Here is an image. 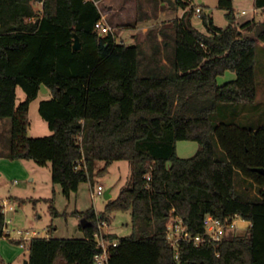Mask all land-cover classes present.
<instances>
[{"label":"trees","instance_id":"obj_1","mask_svg":"<svg viewBox=\"0 0 264 264\" xmlns=\"http://www.w3.org/2000/svg\"><path fill=\"white\" fill-rule=\"evenodd\" d=\"M101 1L0 0V120L12 121L10 157L50 163L53 182L67 198L89 181L97 161L105 162L101 173L115 161L132 165L129 188L101 214L90 209L81 215L89 223H81L83 239L34 237L28 264H95L99 223L128 211L135 232L120 239L109 234L118 243L109 264H264V176L254 170L264 168V127L228 120V109L257 98L264 21L239 24L233 1L220 0L229 25L217 27L202 8L203 32L193 24L191 0H135L136 23L157 19L162 4L184 13L149 29L144 39L118 42L95 30ZM255 4L264 8V0ZM76 35L80 50L73 48ZM228 72L235 79L220 85ZM42 85L51 98L41 102L40 114L52 134L31 138L30 106ZM18 88L26 93L19 105ZM185 140L201 145L192 158L177 154ZM244 181L257 186L258 195L251 197ZM173 210L193 236H208L209 215L222 221L239 216L250 227L221 242L183 241L177 259L167 238ZM5 223L0 211V242Z\"/></svg>","mask_w":264,"mask_h":264},{"label":"rangeland","instance_id":"obj_2","mask_svg":"<svg viewBox=\"0 0 264 264\" xmlns=\"http://www.w3.org/2000/svg\"><path fill=\"white\" fill-rule=\"evenodd\" d=\"M232 1L237 20L246 22L256 17L258 21H264L262 11L257 8L255 0ZM191 2L194 7L203 8L205 13L213 18L217 27L225 28L229 25L230 21L226 16L227 10L220 6V0H191ZM121 3L118 0H102L98 6L105 14L110 4L119 7ZM37 8H41V5H37ZM124 9L126 17L115 12L108 24L117 30L118 42L125 40L129 43L133 41L130 32L128 33L126 30L128 27L137 24L134 21L136 12L130 8ZM157 21L158 26L171 25L174 17L165 16ZM193 24L199 30L206 32L200 18L195 16ZM144 25L140 26V32H143L142 29L144 28L148 31L156 26L148 23ZM146 34L147 32L139 35L144 39ZM260 46L262 45L259 41L256 51L258 94L255 102L253 104H240L235 109H228L230 115L228 120L245 128L264 127V51ZM235 77L234 73L228 72L218 79V83L222 85L235 79ZM50 98L51 91L47 86L42 85L37 99L30 106L29 137L39 138L52 134L48 122L40 114L41 102ZM25 99L26 93L22 88H18L17 104H21ZM217 115L219 112L213 116ZM222 120L221 117L218 119V121ZM11 148L12 121L8 119L0 125V200L6 199L12 203L13 210L7 213V216L8 219L12 220L11 228L15 232L11 233L10 237H4L0 242V254L5 264H28V243L34 237L83 239L85 233L81 229V215L90 209L101 214L105 211L109 201L106 198L107 193L114 200L122 190L129 188L132 183V165L129 161H115L105 173H101L105 168V162L97 161L93 165L89 181L81 184L79 190L67 198L63 194L61 186L53 182L50 163L47 166H39L33 160L12 159L10 157ZM200 149L201 145L197 141L185 140L177 143V154L181 158H192ZM240 178L238 175L236 181L239 182ZM99 186L104 188L103 195L93 197V193L97 192ZM243 186L248 188L247 193L251 197L258 195L257 186L249 185L247 182ZM239 222L237 229L230 232L239 236L246 235L248 232L246 223ZM107 224L108 226L104 228L105 231L112 234L116 239L131 236L135 232L132 214L129 211L110 214ZM17 231H22L23 235H18ZM22 238L28 239L25 247L20 246V243L16 241Z\"/></svg>","mask_w":264,"mask_h":264},{"label":"built area","instance_id":"obj_3","mask_svg":"<svg viewBox=\"0 0 264 264\" xmlns=\"http://www.w3.org/2000/svg\"><path fill=\"white\" fill-rule=\"evenodd\" d=\"M262 16H264V8L261 9ZM203 10L201 7L196 8L195 16L198 18L202 17ZM104 17L102 20L98 21L95 24V30L101 37H107L108 35H116V29L111 25L104 21ZM147 179L150 180L151 176L148 175ZM104 193V188L102 186L98 187L97 192L93 193V197L102 196ZM11 201L2 199L0 200V211H2L6 216L5 223V235L10 237L11 233L15 232L14 229L11 228L12 220L8 219L7 213L13 210L11 207ZM240 221V222H239ZM239 223H244L243 219L239 216H235L232 218H227L225 221L216 219L215 217L209 215L206 217L204 223L207 227V237L206 236H193L188 230L187 226L184 224L183 220L180 216L176 215V211L173 210L170 213V220L168 222L167 227V238L170 243V246L176 250V258H179L178 248L183 241H191L196 246L201 245L205 241L209 242H221L224 239V236L228 235L231 230H235L238 227ZM108 226L107 222L102 221L99 223V230L95 234V240L97 246L101 249V252L95 258V264H109V260L111 257V249L118 245L117 241L109 237V233L105 231L104 228ZM18 235H23L22 231H17ZM36 234V233H35ZM32 239V238H31ZM22 247L26 246V242L28 239L22 238L20 240ZM30 241V240H29Z\"/></svg>","mask_w":264,"mask_h":264},{"label":"crops","instance_id":"obj_4","mask_svg":"<svg viewBox=\"0 0 264 264\" xmlns=\"http://www.w3.org/2000/svg\"><path fill=\"white\" fill-rule=\"evenodd\" d=\"M118 1H121L122 3L120 4V6L119 7H114V5L113 4H110L109 6H108V11L107 12H105V14L104 13H102V15H103V17H104V21L106 22V23H108V22H110V20H111V16H112V14L113 13H115V12H119V14L121 15V16H124V17H126V13H125V9L124 8H130V9H132L133 11H135L136 12V10H137V3H136V1L135 0H118ZM161 11H160V13H159V16H158V18L157 19H153V20H150V21H145V22H139V23H137L136 25H135V28H130V27H128V29L126 30L128 33L130 32V36H131V40L133 41V42H135V40H136V38H137V36L139 35V34H142V33H146L147 32V29L146 28H144V29H142V31L143 32H140L141 31V27H142V25H144L145 23H148V24H155V25H157L158 23V21L157 20H160V19H162V17H165V16H171V17H174V20H176V19H180L182 16H183V13H184V11H182V13H180V11H173L167 4H162L161 5ZM100 8V7H99ZM101 10V9H100ZM131 10V11H132ZM102 12V11H101ZM134 18H135V20L134 21H136V15L134 16ZM238 21V23L239 24H241V23H243L242 21H239V20H237ZM141 26V27H140ZM145 26V25H144ZM153 26V25H152ZM130 28V29H129ZM139 29V30H138ZM133 42H129V43H133ZM258 44V43H257ZM261 45L262 46H260L261 47V49H263V51H264V44H263V42H261ZM258 94V93H257ZM6 121H8V119H6V120H0V125H2L3 124V122H6ZM112 198V197H111ZM246 223V225H247V229L250 227V223L249 222H245ZM245 226V225H244Z\"/></svg>","mask_w":264,"mask_h":264},{"label":"water","instance_id":"obj_5","mask_svg":"<svg viewBox=\"0 0 264 264\" xmlns=\"http://www.w3.org/2000/svg\"><path fill=\"white\" fill-rule=\"evenodd\" d=\"M73 48H74V50H80L81 49V43H80L79 37L77 35L75 36V42H74ZM254 170L259 172L260 174H262L264 176V168H256ZM106 198H107V200H110L111 195L107 193ZM88 224L89 223L86 221V219L82 220L83 228H86Z\"/></svg>","mask_w":264,"mask_h":264}]
</instances>
